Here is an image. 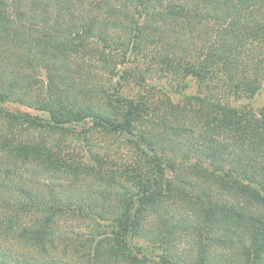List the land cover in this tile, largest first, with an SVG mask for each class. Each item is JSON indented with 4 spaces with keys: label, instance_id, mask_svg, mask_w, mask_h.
<instances>
[{
    "label": "trees",
    "instance_id": "1",
    "mask_svg": "<svg viewBox=\"0 0 264 264\" xmlns=\"http://www.w3.org/2000/svg\"><path fill=\"white\" fill-rule=\"evenodd\" d=\"M260 91L264 0H0V264H264Z\"/></svg>",
    "mask_w": 264,
    "mask_h": 264
},
{
    "label": "rangeland",
    "instance_id": "2",
    "mask_svg": "<svg viewBox=\"0 0 264 264\" xmlns=\"http://www.w3.org/2000/svg\"><path fill=\"white\" fill-rule=\"evenodd\" d=\"M158 87L164 86L165 83H163L162 81H157L156 84ZM166 86V85H165ZM170 88V86H167ZM196 93V84L194 83L193 79H188L187 81V86L185 84V86H177V88H175V92L172 93V100L175 103H182L183 100L186 98L187 95H191V94H195ZM234 105L237 106H243V105H247L248 107L252 108L255 112H258V110L264 106V94L263 92H258L254 97L250 98V99H242L239 102H235L233 103ZM0 106L3 108H6L12 112H17V113H27L33 117L42 119V120H47L48 115L46 112H43L41 110L38 109H34L31 107H27L25 105L16 103V102H11V101H7V100H3L0 102ZM80 153V154H79ZM85 153L84 150H80V152H78L79 155H83ZM87 155V153H86ZM80 156V158L85 161V162H93V160H91L88 155L86 156ZM79 157V156H78ZM78 226L80 225H76L75 226V230H78L80 232L85 231L84 228H78ZM183 242V243H182ZM181 243L179 242L178 248L182 249V247L184 246V243L186 242L185 240H183ZM140 256V253L138 254ZM131 257V255H130Z\"/></svg>",
    "mask_w": 264,
    "mask_h": 264
}]
</instances>
